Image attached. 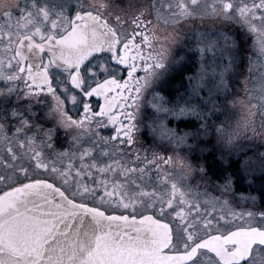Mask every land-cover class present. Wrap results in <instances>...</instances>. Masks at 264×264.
<instances>
[{"label": "snow or ice", "instance_id": "snow-or-ice-1", "mask_svg": "<svg viewBox=\"0 0 264 264\" xmlns=\"http://www.w3.org/2000/svg\"><path fill=\"white\" fill-rule=\"evenodd\" d=\"M0 264H264V0H0Z\"/></svg>", "mask_w": 264, "mask_h": 264}]
</instances>
